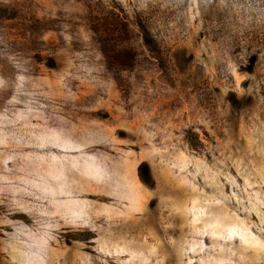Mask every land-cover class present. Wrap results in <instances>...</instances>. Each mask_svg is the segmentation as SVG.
<instances>
[{"label": "rangeland", "instance_id": "obj_1", "mask_svg": "<svg viewBox=\"0 0 264 264\" xmlns=\"http://www.w3.org/2000/svg\"><path fill=\"white\" fill-rule=\"evenodd\" d=\"M0 264H264V0H0Z\"/></svg>", "mask_w": 264, "mask_h": 264}]
</instances>
